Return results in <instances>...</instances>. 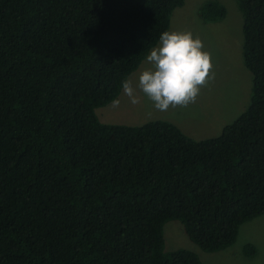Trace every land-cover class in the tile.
<instances>
[{"label":"trees","instance_id":"obj_1","mask_svg":"<svg viewBox=\"0 0 264 264\" xmlns=\"http://www.w3.org/2000/svg\"><path fill=\"white\" fill-rule=\"evenodd\" d=\"M237 1L250 105L194 140L169 121L97 114L186 0H0V264H202L165 251L168 222L217 253L264 215V0Z\"/></svg>","mask_w":264,"mask_h":264},{"label":"rangeland","instance_id":"obj_2","mask_svg":"<svg viewBox=\"0 0 264 264\" xmlns=\"http://www.w3.org/2000/svg\"><path fill=\"white\" fill-rule=\"evenodd\" d=\"M207 1H219L227 9L224 20L206 22L199 9ZM170 31L191 32L198 37L203 50L210 54V76L201 87L194 103L169 107L159 111L136 89L138 103L131 104L120 95L119 105L113 103L99 108L97 114L103 123L142 126L151 121L165 120L178 126L194 140L218 137L224 127L233 123L250 105L252 74L243 63V15L237 0H186L172 15ZM151 66L144 60L128 79L135 87L139 74ZM165 251L188 249L197 253L202 264H264V215L244 224L236 243L230 248L206 253L193 243L179 221H170L164 227ZM252 244L257 254L247 257L244 247Z\"/></svg>","mask_w":264,"mask_h":264},{"label":"clouds","instance_id":"obj_3","mask_svg":"<svg viewBox=\"0 0 264 264\" xmlns=\"http://www.w3.org/2000/svg\"><path fill=\"white\" fill-rule=\"evenodd\" d=\"M145 60L151 67L139 74L135 87L128 80L121 84L131 104L138 103L135 92L139 89L156 110L187 106L195 102L206 78H211L210 54L191 32H162ZM113 104L118 106L119 99Z\"/></svg>","mask_w":264,"mask_h":264}]
</instances>
